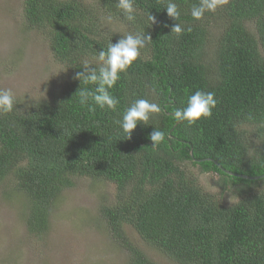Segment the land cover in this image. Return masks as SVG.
<instances>
[{"label": "trees", "instance_id": "1", "mask_svg": "<svg viewBox=\"0 0 264 264\" xmlns=\"http://www.w3.org/2000/svg\"><path fill=\"white\" fill-rule=\"evenodd\" d=\"M174 2L180 22L192 29L179 36L171 32L176 21L164 10L166 0H135L134 22L123 19L116 0H22L26 27L47 38L70 76L51 98L0 113V185L11 180L23 194L31 230L39 233L76 177L111 182L114 201L100 212L128 264L157 263L128 240L126 226L178 264H264V176L222 170L264 174V0H228L201 20L190 15L199 0ZM109 14L126 25L123 33L105 27ZM211 20L221 22L214 37ZM143 31L152 41L111 90L117 111L81 107L74 77L82 63L95 65L110 40ZM197 90L215 94L213 115L191 126L177 123L171 113ZM136 99L162 112L127 139L116 120ZM154 129L165 133L155 149ZM187 161L216 172L238 201L216 202L186 172Z\"/></svg>", "mask_w": 264, "mask_h": 264}, {"label": "rangeland", "instance_id": "2", "mask_svg": "<svg viewBox=\"0 0 264 264\" xmlns=\"http://www.w3.org/2000/svg\"><path fill=\"white\" fill-rule=\"evenodd\" d=\"M105 27L114 29V34L127 28L117 19ZM207 29L214 37L221 22L211 20ZM69 76L68 69L53 57L47 38L26 27L22 0H0V88H12L18 105L26 106L51 98L65 87ZM184 168L216 202L230 206L238 201L221 185L216 172H201L188 161ZM11 184L4 179L0 185V264H128L126 248L113 237L100 212L101 205L113 203L114 184L76 177L60 205L54 203L47 214V228L39 233L31 230L27 200ZM124 231L157 264H178L131 227Z\"/></svg>", "mask_w": 264, "mask_h": 264}, {"label": "clouds", "instance_id": "3", "mask_svg": "<svg viewBox=\"0 0 264 264\" xmlns=\"http://www.w3.org/2000/svg\"><path fill=\"white\" fill-rule=\"evenodd\" d=\"M228 0H199L190 9V15L194 20H201L205 13H215L218 8L223 7ZM116 8L120 15L128 22H134L137 16L135 0H116ZM169 18L176 21L171 32L177 36L185 31L190 32V26L180 22L181 11L174 0H166L165 8ZM105 24H111V14L102 18ZM149 24H155L156 19L150 13L147 16ZM152 41L150 35L145 32L128 33L115 42L111 40L107 49H101L96 57L95 65L90 61H84L80 67L82 71L75 74L74 79L80 82L75 93L78 96V103L89 112L97 109L117 111L119 100L111 90L126 73L128 68L140 57L141 49L145 48L148 42ZM18 101L12 88H0V113L8 114L17 108ZM217 105L215 94L211 91L197 90L187 98L186 106L176 109L171 115L177 123L186 122L189 126L196 124L202 119H209L213 115V109ZM162 112L161 106L147 99H136L122 113L116 124L124 133V138L130 139L131 133L138 124L148 125L154 114ZM149 139L152 148H157L165 140V133L154 129Z\"/></svg>", "mask_w": 264, "mask_h": 264}, {"label": "water", "instance_id": "4", "mask_svg": "<svg viewBox=\"0 0 264 264\" xmlns=\"http://www.w3.org/2000/svg\"><path fill=\"white\" fill-rule=\"evenodd\" d=\"M190 154H191V152H190ZM207 160L209 159V158H206ZM203 160V159H202ZM211 160V159H210ZM215 163H216V161H214ZM220 167V166H219ZM221 168V167H220ZM222 169V168H221ZM222 170H224L226 173H228V174H231V175H234V176H236V177H241V178H244V179H258V178H260V177H262V176H264V174H262V175H246V174H238V173H235V172H232V171H228V170H225V169H222Z\"/></svg>", "mask_w": 264, "mask_h": 264}]
</instances>
